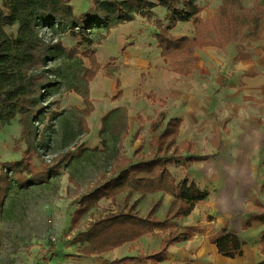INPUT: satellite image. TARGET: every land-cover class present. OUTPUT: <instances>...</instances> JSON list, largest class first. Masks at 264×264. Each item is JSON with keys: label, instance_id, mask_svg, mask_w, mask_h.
<instances>
[{"label": "trees", "instance_id": "obj_1", "mask_svg": "<svg viewBox=\"0 0 264 264\" xmlns=\"http://www.w3.org/2000/svg\"><path fill=\"white\" fill-rule=\"evenodd\" d=\"M72 1L0 0V128L18 118L22 126L23 140L28 144V148L22 151L23 157L20 161H7L0 168V212L14 186L18 190L28 191L37 185L48 184L58 175L52 168L43 166L39 169L34 164V158L40 157L35 142L37 123L43 121L47 115L48 98L55 87L63 83L71 85V90L83 100V108L78 110L79 131L71 139H78L80 135L88 133L86 118L94 109L90 102L89 84L101 71L95 50L89 48L100 45L112 29L134 22L138 16L147 21L151 20L156 27V41L161 57L168 63L169 69L180 76L194 72V53L197 48L214 46L224 49L228 44L234 43L237 45L234 60H246L250 57L247 47L260 40L264 34V6L259 5L258 1L251 8H247L243 0H221L222 5L209 20L201 18L200 12L206 5L201 6L197 0H92L90 8L82 13L74 12ZM156 8L166 10L163 19L156 16ZM179 22H190L195 31L194 37L172 36L170 30ZM13 27H16L14 33L7 32V28ZM46 28L53 36H71L76 42L75 47L67 48L59 39L47 41L42 34ZM80 55L86 56L91 64L90 68H82L80 73L74 72L71 76L64 65H55L56 58L77 61L80 60ZM109 67L108 64L105 69ZM113 72L117 73L118 69L108 70V75L113 76ZM116 81L118 90L119 78ZM121 94L118 92L116 98ZM51 120L55 122L56 128L61 124V130H65L66 121L65 118L62 119V113H52ZM101 123L98 137L103 149H108L105 135L109 133L117 146L127 138L126 108L109 111L101 119ZM55 124L51 123L50 126L54 128ZM181 124L182 120L179 118L168 119L162 131L154 134L150 141V156L139 161L121 158V161L126 159L123 161L125 165L118 172L81 196L78 207L71 215L70 226L78 225L82 217L102 199L114 201L122 194L129 198L133 194L146 195L155 192L171 195L173 200L166 217L163 220L154 218V208L147 217H140L135 200L128 209L97 219L79 233L76 240L81 245L77 251L79 255L90 256L113 250L143 235L151 234L156 229L178 228L181 231L171 233L163 240L160 249L152 255L104 261L105 264H159L168 260L167 248L171 244L186 242L196 234L203 233L202 225L184 228L177 224V220L190 215L195 206L209 196L208 190L201 188L194 179L185 175L178 182L169 170L171 164H180L187 171L192 163L209 158L194 154L167 156L177 147L176 140ZM57 131L58 129L56 133ZM183 145L186 150L191 151L189 142ZM254 205L258 209L263 207L258 201ZM211 218L209 216L208 220ZM242 222L243 230L251 227L253 223L264 225V213L259 211L250 214ZM208 238L210 244L223 257L231 259L243 255L244 241L228 226ZM260 250L264 254V230L261 232ZM260 264H264V261Z\"/></svg>", "mask_w": 264, "mask_h": 264}, {"label": "crops", "instance_id": "obj_2", "mask_svg": "<svg viewBox=\"0 0 264 264\" xmlns=\"http://www.w3.org/2000/svg\"><path fill=\"white\" fill-rule=\"evenodd\" d=\"M257 1L259 5L264 6V0H243V4L245 7L251 8ZM205 2V4L201 5L206 6L200 12V16L203 20H209L214 17L218 8L222 5V1L205 0ZM157 9L164 11L163 8H156L155 11H157ZM136 18L134 22L122 24L112 29L106 38L104 47L101 46L102 49L104 48V52H107L106 56H114L113 54H115V52L122 49L123 56L121 59L126 67H122L121 71L118 70L120 74L117 77L120 81V88L118 90L117 79L113 80L110 78L113 76L109 75V80L106 82L100 84L95 83L96 87L91 86L89 90L90 102L94 109L89 118L92 119V117L97 114L99 124L97 123V133L89 134V136L98 137L99 131L102 128L101 119L107 115L109 111L117 108H126L128 122V135L126 137H132L137 140L138 143L139 140L136 138V130L138 126L144 125L143 123L136 122V117L138 115L146 122V125L151 126L158 113H166L168 108L175 103L186 102V107L182 108V110H184L182 113L183 116H169L166 121L168 122L169 118H179L182 120V124L178 131V138L181 136V140L184 139L183 144L185 142L191 144V151L187 150L188 154L209 156L207 160L192 163L189 169L192 166L195 167L196 178H194L196 180H194L200 187L211 184L212 187H216L218 191L214 194L210 192V196L197 204L190 215L177 220V224L184 228H186V226H195L190 224V221L200 216V213L203 214L206 208H204L202 204H205V201H209L214 196L221 199L222 203H225V201L227 202L226 204L223 203V207L221 206L225 209L226 215L222 218L223 220L221 222L220 218L218 219V230L215 232L219 231L224 226H228L229 229L231 228L237 232L238 237L244 241L245 245L242 248L243 255L241 257L229 259L221 256L217 252L215 246L210 244L208 237L214 235L215 232L205 235L204 237L202 236L203 233H201V235L196 234L191 240H187L183 243L171 244V246L167 248L169 254L168 260L159 264H174V260L178 261L180 258H187V255L189 256L187 264H260L264 261V254L260 250L261 232L264 230V225L261 223H253L251 227L243 230L242 221L245 220L246 214L250 215L256 212L258 213L259 211L264 213V200L254 199L252 204L249 203V205L244 203L246 197L250 196L251 192L257 194L256 186L259 180L258 173L260 174V166L264 163V34L260 40L254 41V43H251L250 47H247V53L250 57L246 60H234L237 55V45L234 43L228 44L224 49L214 46L197 48L194 53L196 57L194 72L191 75L180 76L169 69L168 63L165 62L164 58L160 55V49L157 47L156 41V28L148 24L142 25L140 18ZM143 20L145 21V19ZM187 24L191 25V30L195 34L194 28L190 22H179L170 30V34L175 37L180 35L191 38L194 37L192 33L187 34L180 32V30L178 31L179 27ZM147 27L153 30L149 31ZM150 45L155 47V49ZM101 54H104L103 51ZM106 58L104 60H106ZM106 71L105 69V72ZM144 74L147 76L144 77ZM94 78L93 81L95 80ZM225 79L228 81H226V85L224 86L223 81ZM118 92L122 94L120 97L116 98ZM169 95L174 98L168 100V107L164 105L162 101H165ZM157 111L159 112L157 113ZM256 112L259 118L258 125L262 126L261 129H258L255 125L254 120ZM148 116L151 117L149 120L147 118ZM208 118L210 121L213 120L214 123L228 122L231 127L234 126V131L229 141L222 144L223 137L221 130L220 132L216 131L213 136L209 134L210 130L207 129L205 132V128L203 127L205 134L203 142L209 141L207 144H209L210 149L203 150L202 147L198 146V142L201 141V135L196 133V135H198L196 138H185L184 134H194L196 127L198 125H203L205 119ZM237 122H242L241 125L244 127V129L239 132L240 134H238L235 129ZM91 131L92 128L90 133ZM208 137L209 139H207ZM178 138L176 140L177 146ZM195 144H197L200 150L195 148ZM183 148L186 150L184 145ZM196 150L199 151L196 152ZM229 155L230 160H228ZM245 155L251 156L254 165L253 168L257 169L255 173L256 179H253L254 186L251 187L252 189L248 187V190L244 191V194L238 197V195L234 193V187H232V192L230 193V190L227 191L224 187V183L230 181V184H232L236 181L238 182L237 185H239L240 181H238V178H240L242 174H239L237 178L233 176L232 170L237 164H242ZM215 159H218L216 164L213 163ZM169 170L175 180H177L173 171H171V165L169 166ZM183 178L184 177L181 179ZM180 180L177 181L179 182ZM250 180L251 179L248 181ZM155 194H159L160 197L162 196V200L155 202L145 216L139 215L137 210L140 197L145 195L133 194L139 196V198L132 200L130 205L137 200L136 210L140 217H147L153 208L155 210L153 217L160 220H163L169 213L173 197L162 192H155ZM133 195L132 197H134ZM131 198L126 196V203L130 201ZM226 198H228V200ZM237 200L240 202L239 207H236L235 202ZM114 201L102 199L97 206L102 203H113ZM256 201L260 202L263 207L259 209L255 207L254 202ZM231 202H233V205H231ZM158 205L161 206L160 209L169 206L164 217H159L158 214H156V210L157 212L159 211L157 208ZM246 207L249 208L248 213L244 212ZM71 213H73V211ZM160 231L163 230L156 229L153 233L143 235L135 241L128 242L127 244L113 248V250L104 251L96 255L81 256L77 252L75 254L79 259L69 264H105L104 261L113 262V260L128 256L152 255L160 249L163 240H166L171 234L166 238L162 237L157 250L152 253L134 255L130 254V252L128 253V249L136 242L144 239L148 240L149 236L160 233ZM131 264L139 263L133 262ZM143 264L151 263L148 262Z\"/></svg>", "mask_w": 264, "mask_h": 264}, {"label": "rangeland", "instance_id": "obj_3", "mask_svg": "<svg viewBox=\"0 0 264 264\" xmlns=\"http://www.w3.org/2000/svg\"><path fill=\"white\" fill-rule=\"evenodd\" d=\"M197 2L200 5L206 3L205 0H197ZM71 4L74 8V12L82 13L90 8L92 0H73ZM155 13L158 18L163 19L166 10L164 9V11H161V9H157ZM138 17L142 25L148 24L149 26H154L151 20L144 21V18L141 16ZM191 28V25L187 24L179 27L178 31L194 34ZM147 29L149 31L153 30L148 27ZM6 30L9 33H14L16 27L7 28ZM42 32L47 41L59 39L62 45L67 48H74L76 45L75 40L69 35L57 34L53 36L49 34L47 28ZM105 41L106 39L102 41L100 45H92L90 48L86 47V49L95 50L96 61L101 65V71L94 78L95 80H92L93 82L89 84V90L91 86L96 87L95 83L100 84L109 80L108 70L111 71L117 68L121 71L122 67H126L121 59L123 56L122 49L115 52V54H113L114 56H106L107 52L105 53L103 50L104 48L102 49ZM152 48L155 49V47ZM102 51L104 53L103 55L101 54ZM105 58L106 60H104ZM78 59L80 60L67 61V59L64 58H56L55 65H64L65 68H67V73L71 74V76L74 72H76V74L80 73L84 67L90 68L91 64L86 56L80 55ZM52 64H54V62H52ZM107 64H109L110 67L105 72L104 67L107 66ZM118 75H120L119 72L117 74L113 72V77L110 78L116 80ZM146 76L147 75L144 74V77ZM226 81L228 80L225 79L223 81L224 86L226 85ZM70 86L71 85L66 83L60 84L50 93L47 105L48 113L43 121L37 123V135L35 137V142L37 144L36 151L40 156L34 158L35 166L39 169H42L43 166L50 169L52 168L55 170L54 172H58V175L54 176L48 184L37 185V187H33L28 191L18 190L15 186L10 189L0 212V264H69L77 261L79 257L75 253H77L78 248L81 246L76 242L78 234L86 230L91 222L104 218L112 212L128 209L132 200L139 198V196L133 195L134 197L126 203V195H120L113 203L96 205V207L89 210L88 213L82 217L78 225L71 227L69 222L72 215L71 212L78 207L81 196L118 172L121 166L125 165L123 161L126 159L121 161L122 157L130 158L132 161H139L140 159L150 156L152 152L150 141L153 139V135L162 131L169 116L180 117L184 111L182 108L186 107V102L175 103L169 107L168 100L174 98L169 95L165 101H162L164 105L169 107L168 111L166 113H158L159 111H157L158 115L153 125H146V122H144L139 115L136 117V122L144 124L138 126L136 130V138L139 140L138 143L137 140L130 137L124 140L120 146H117L118 144H115V140L109 133V135H105L108 149H103L98 137L89 136V134H96L98 131L99 120L97 119V114L92 117L93 121L89 116L86 118V123H88L89 126L88 133L80 135L78 139H71V136L79 131L78 110L83 108V100L79 94L71 90ZM106 96L109 97L110 94ZM52 113H62V119L65 118L66 121V128L64 131L61 130V124L56 128L55 122L51 120ZM147 118L149 120L151 117L148 116ZM258 119V113L256 112L254 120L255 125L258 129H261L262 126L258 125ZM51 123L55 124L54 128L50 126ZM241 123L237 122L235 125L238 134L244 129ZM203 127L205 128V132L207 129L210 130L209 134L213 136L216 131L220 132L221 130L223 137L222 144L227 143L229 138L233 136L234 126L231 127L230 123H214L213 120L210 121L209 118L205 119L203 125H198L196 127L194 134H184L185 138H196L198 137L196 133L201 135V141L198 142V146L202 147L203 150H210L209 144H207L209 141L203 142L205 139ZM91 128L92 131L90 133ZM57 129L58 131L56 133ZM207 139H209V137ZM183 141L184 139L181 140L180 136V138H178V146L170 151L167 156L170 154H188L187 150L183 148ZM27 148L28 144L23 140L22 126L18 118L0 128V168L2 164L7 161H20L23 157L22 151ZM195 148L199 149L197 144H195ZM199 150H196V152ZM228 160H230V155ZM217 162L218 159H215L213 163L216 164ZM253 167L251 156L245 155L242 164H237L232 170L233 176L237 178L239 174H242L240 178H238V181H240L239 185H237L238 182L236 181L232 184H230V181L225 182L224 187L226 190H230L231 193L232 187H234V193L239 197L244 194V191L248 190V187H253V179H256L255 173L257 172V169ZM260 167L261 172L260 174L258 173L259 180L256 186L257 194L251 192L250 196L246 197L244 201L246 205H249V203L252 204L254 199L264 200V163ZM171 171H173L177 180H180L185 175L191 179L196 178L195 167L193 166L185 171L180 164H171ZM249 179L251 180L248 181ZM201 187L207 189L208 193L213 192L212 194L218 191L217 188L212 187L211 184H206ZM226 199L228 200V198ZM160 200H162V196L160 197L159 194H147L140 197V203L137 207L139 215H147L150 211L149 209L152 208L155 202ZM223 203L221 199L213 196L209 201H205V204H202L204 208H206L203 214L200 213V216L190 221L192 225H202L203 237L218 230V219L220 218L221 222L223 220L222 218L226 215L225 209L222 207L227 202L225 201V203ZM235 203L236 207H239V200ZM231 205H233V202H231ZM160 207L161 206L158 205L157 208L159 211L157 212L156 210V214H158L159 217H164L169 206L162 207L161 209ZM244 212L248 213L249 208L246 207ZM209 216L212 217L211 220H208ZM248 216L249 215L246 214V217ZM178 231H180L178 228L160 231V233L149 236L148 240L144 239L131 245L128 249V253L130 252V254L134 255L152 253L157 250L162 237L166 238L171 233ZM68 253H72L70 254L71 256ZM174 261V264H187L189 256L187 255V258H180L178 261Z\"/></svg>", "mask_w": 264, "mask_h": 264}]
</instances>
